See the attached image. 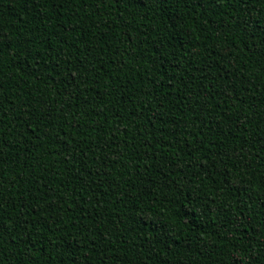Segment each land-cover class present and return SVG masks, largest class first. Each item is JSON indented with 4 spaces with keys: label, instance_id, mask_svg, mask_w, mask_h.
Here are the masks:
<instances>
[{
    "label": "trees",
    "instance_id": "obj_1",
    "mask_svg": "<svg viewBox=\"0 0 264 264\" xmlns=\"http://www.w3.org/2000/svg\"><path fill=\"white\" fill-rule=\"evenodd\" d=\"M0 264H264V0H0Z\"/></svg>",
    "mask_w": 264,
    "mask_h": 264
}]
</instances>
